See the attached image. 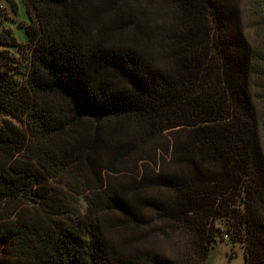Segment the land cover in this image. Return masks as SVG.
I'll return each instance as SVG.
<instances>
[{"label": "trees", "instance_id": "trees-1", "mask_svg": "<svg viewBox=\"0 0 264 264\" xmlns=\"http://www.w3.org/2000/svg\"><path fill=\"white\" fill-rule=\"evenodd\" d=\"M22 2L28 42L0 31L30 48L23 78L0 68V264H207L221 233L264 264V0Z\"/></svg>", "mask_w": 264, "mask_h": 264}, {"label": "rangeland", "instance_id": "rangeland-1", "mask_svg": "<svg viewBox=\"0 0 264 264\" xmlns=\"http://www.w3.org/2000/svg\"><path fill=\"white\" fill-rule=\"evenodd\" d=\"M102 13H106L103 11ZM120 12L117 11V16ZM31 24L30 17L22 0H0V31L12 29L14 35L20 43L28 42L25 26ZM262 30V31H261ZM250 40L255 47L264 50V28L251 29L249 31ZM29 47H8L0 44V68H16L20 78H23L29 62ZM261 85L256 88V98L259 109L262 113L263 126L262 134L264 141V77L259 78ZM4 121H13L12 118L0 113V124ZM222 230L226 231L225 221H218ZM207 264H246L245 247L240 243H235L226 234L221 233L216 244L208 254Z\"/></svg>", "mask_w": 264, "mask_h": 264}]
</instances>
